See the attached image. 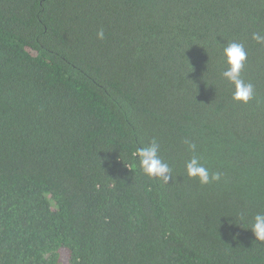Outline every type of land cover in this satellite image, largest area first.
Wrapping results in <instances>:
<instances>
[{"label": "trees", "instance_id": "16d2710c", "mask_svg": "<svg viewBox=\"0 0 264 264\" xmlns=\"http://www.w3.org/2000/svg\"><path fill=\"white\" fill-rule=\"evenodd\" d=\"M253 32L264 0H0V264H264L234 219L264 211ZM229 41L246 104L221 77ZM152 138L167 184L135 156ZM186 140L219 181L187 177Z\"/></svg>", "mask_w": 264, "mask_h": 264}, {"label": "clouds", "instance_id": "9594fccd", "mask_svg": "<svg viewBox=\"0 0 264 264\" xmlns=\"http://www.w3.org/2000/svg\"><path fill=\"white\" fill-rule=\"evenodd\" d=\"M98 39H104V31L100 29L97 31ZM252 39L257 43L264 44V34L260 32H253ZM223 62L226 65L221 72V77L233 86L232 99L234 101L248 103L254 98V85L246 82L242 78V70L245 67L247 60V52L244 45L236 41H229L221 50ZM187 145V150L192 155L185 160L184 170L189 178H197L201 185L219 181L221 179L220 172H211L201 162V158L196 155V144L191 141L184 142ZM160 144L156 138H152L150 142L135 148V156L138 160V165L142 173L150 178H156L163 184H167L172 180V168L159 155ZM240 222L248 225L253 233L255 240L264 242V211L255 213L251 221H247L246 214L240 213L238 217Z\"/></svg>", "mask_w": 264, "mask_h": 264}]
</instances>
